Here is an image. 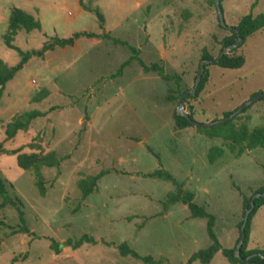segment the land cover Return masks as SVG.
Masks as SVG:
<instances>
[{
  "label": "rangeland",
  "instance_id": "rangeland-1",
  "mask_svg": "<svg viewBox=\"0 0 264 264\" xmlns=\"http://www.w3.org/2000/svg\"><path fill=\"white\" fill-rule=\"evenodd\" d=\"M84 1L103 12L109 35L137 48V56L146 64L157 62L180 80L175 83L155 72L145 73L135 59L118 73L132 52L127 45L101 38L84 40L73 48H56L42 58L32 57L5 84L0 97V140L3 123L16 110L46 111L33 120V128L41 130L49 148L63 160L57 167L42 168L49 188L41 195L33 173L20 169L15 155H0V177L23 201L24 222L35 233H13L19 223L15 209L0 208V264H143L100 243L83 244L77 256L69 247L58 254L49 249L48 237L63 241L83 233L115 244L126 241L142 255L153 256L161 250L168 262L184 264L187 251L201 243L191 245L182 237L192 234L208 239L206 220L190 216L181 203L162 202L173 190L170 182L137 174L159 168V163L194 193L196 203L214 214V230L227 246L228 228L235 220V238L238 236L242 194L249 197L264 185V148L237 155L220 138H208L194 125L178 129L174 123L177 96L191 91L202 54L215 57L221 39L230 33L219 26L215 4L208 0ZM220 3L227 26H234L247 13L264 12V0ZM70 17L75 29H97L93 13L90 18ZM42 33L20 30L12 43L21 50L39 48ZM234 49L245 59L240 68L207 64L208 79L202 91L184 98L185 110L197 122L222 118L264 92V29ZM0 58L12 65L19 57L0 42ZM37 94L42 98L34 101ZM255 102L238 120L249 128L264 123V99ZM51 107L55 108L49 110ZM212 145L222 146L224 153L209 163L206 153ZM101 170L108 172L97 180L96 190L82 199L76 180ZM131 216L135 217L128 219ZM251 239L255 248L264 249V205L251 218ZM212 264L229 263L217 254Z\"/></svg>",
  "mask_w": 264,
  "mask_h": 264
},
{
  "label": "trees",
  "instance_id": "trees-1",
  "mask_svg": "<svg viewBox=\"0 0 264 264\" xmlns=\"http://www.w3.org/2000/svg\"><path fill=\"white\" fill-rule=\"evenodd\" d=\"M78 1L82 9L95 15L99 28L103 29L104 16L99 7L97 5L91 6L90 2L86 3L84 0ZM208 2L211 4H215L214 0H208ZM254 4L255 2L252 3V6H254ZM183 18L186 19V15H183ZM219 26L228 28L226 26L220 25V23ZM233 27H235L237 31L235 32L228 28L230 30V33L228 35H225L221 39L219 52L223 47L234 43L238 35L243 39V41H245L247 37L254 34L256 31L264 29V12L256 15L247 13L241 16V18ZM40 29V22L33 15L25 12L18 7L11 8L10 14L8 16L7 28L5 33L3 34V42L6 47L11 48L17 52L19 59L13 65H8L2 59H0V97L5 84L10 81L19 70L23 68L24 64L31 57L36 56L42 58L47 51H50L55 47L73 45L75 40L80 37L109 38L113 43L127 45L131 50L132 55L121 63L117 71L118 73L122 71L124 66L129 64L130 60L135 59L145 73L155 72L161 79L167 81L171 80L175 83H178L180 80L179 75L165 72L163 66L157 62L146 64L140 57L137 56V48L132 45H128L125 41L116 37H112L107 33H97L90 30H78L67 37H60L58 35L49 36L43 34L45 39L42 42L41 46L37 49L30 50H21L18 46L12 43L14 36L18 33V31L24 30L25 32H30L32 30ZM234 51L235 49L227 54L222 55L214 64L222 68H240L244 64V56L241 53H234ZM213 57L214 56H212L208 52H204L201 56V59L210 60ZM206 65L201 80L195 89L194 96H197L202 91L204 85L207 82L208 71L206 69ZM180 94H178V98ZM41 98L42 97L37 94L33 97V100L39 101L41 100ZM255 103V101L250 103L246 108H244L238 114H235L229 120L211 124L205 127H196V130L204 134L208 138H220L223 144H225L231 152H235L237 155L242 154L243 152H247L248 150L255 147L264 148V123L249 128L245 121L240 123L238 122V120L242 118V114L245 112V110L250 106H254ZM54 108L55 107H51L49 110H53ZM235 109L225 112L223 117L228 116ZM46 113V111H41L39 109L16 110L3 123V137L0 140V155H15L17 166L22 170L31 171L33 173L34 184L41 195H44L49 188L47 180L42 173V168L57 167L63 160V157L58 156L54 150L49 148L48 144L44 141L41 130H36L33 128V120L46 115ZM188 114L190 118L194 120L192 112H188ZM245 118L248 120L250 117L246 116ZM174 123L178 129L193 125L188 121L187 118L177 115L176 112H174ZM19 136H21L23 140H18ZM147 150L155 155L150 148H147ZM223 153L224 149L222 148V146H210L206 153L207 162L214 163L223 155ZM107 172L108 170H101L95 174H89L76 180V187L79 190L82 199H85L96 190L97 180ZM137 174L142 177L160 178L162 180L170 182L173 185V190L166 194V198L162 202L168 205L177 202L182 203L187 206L190 216L205 218L206 232L210 239V244L205 248L194 251L188 257L184 264H191L193 261H198L203 264L209 263L214 254L218 251H220V253L227 259V261L232 264H264V249L247 248L250 221L256 210L264 205V196H260L254 199V207L250 211L248 220L246 222V236L240 247L241 257L245 258L247 256H250V258L248 260H239L234 255V248L239 238V228L243 219L244 209L245 207H249V200L253 194L264 191V185L257 187L254 190L253 194L249 197H246L242 194L243 211L242 219L237 225L238 236L236 237L233 246L224 247L218 240L217 234L214 230V226L216 223L214 214L208 212L203 205L196 203L194 201V193L191 190L183 188L182 182L177 181V179L168 170H166L161 163H159V168H155L149 172H138ZM12 188L13 186L9 182H7L6 179L0 177V208L11 206L15 209L19 223L17 224V227L12 230L13 233L23 232L35 236V233L29 231L26 223L24 222L23 201L19 198L18 195L13 192ZM133 217H128V219H131ZM48 240L49 249L54 253H59L60 250L65 246L75 249L84 243H101L106 246H114L119 255L129 256L133 259L141 261L143 264H169L167 259H165L164 257L154 258L150 254L142 255L138 253L136 250L130 247V245L126 241H121L120 243L115 244L114 242L105 240L103 238L96 239L90 233H83L82 235L74 239L66 238L63 241H57L52 237H48Z\"/></svg>",
  "mask_w": 264,
  "mask_h": 264
},
{
  "label": "crops",
  "instance_id": "crops-1",
  "mask_svg": "<svg viewBox=\"0 0 264 264\" xmlns=\"http://www.w3.org/2000/svg\"><path fill=\"white\" fill-rule=\"evenodd\" d=\"M114 1L116 2V0H114ZM70 3H72L73 6L75 7L74 12H72V10H69V9H71V8H69V6H71ZM43 5H44L45 8H43ZM76 6H77V8H76ZM12 7H18L20 9L24 10L25 12L30 13L36 19H38L39 22H40V25H41V29L40 30H43L42 35L46 34V35H49V36L58 35L60 37H67V36L71 35L73 32L78 31V30H90V31H94V32H97V33H107L106 32V24H105V16H104V14H103V16H104V27H103V29H100L98 25H97V29H94V30L85 29V28L75 29V23L71 20L72 17H70V16L75 14L76 16H79V17L83 16L85 18L86 17L90 18V13H91V12H88V11L82 9V7L80 6L78 0H0V42H2V43H3V41H2L3 40V34L5 33L6 28H7L8 16L10 14V10H11ZM65 10L67 11V13L65 12ZM45 21H46V24H49V29L48 30L45 28V25H46ZM37 31H39V30H37ZM44 39H45V37H44ZM96 39H101V38L80 37V38L75 40L73 45L64 46V47L73 48L78 43L83 42L84 40H96ZM64 47H55L54 49H56V48H61L62 49ZM32 49H37V48H32ZM54 49H52L50 51H53ZM47 52H49V51H47ZM33 57L35 58L36 56H33ZM31 58L28 61H30ZM36 58H39V57H36ZM28 61L24 64V66L28 64ZM177 203H179V202H177ZM181 208L183 210H185V208H187V206L183 204ZM188 214H190V213H188ZM235 222H236V220L234 222L230 223V226L228 228V230H231V231H230V234H228V239L226 241L227 242L226 243L227 246H224L220 242L222 244V246H224V247H231V246H233V244L235 242V239H236L235 238V231L236 230H234L235 226L233 224ZM231 224H233V225H231ZM205 230H206V227H205ZM221 233L222 232L220 231V235L222 236ZM206 234H207V232H206ZM207 237H208V235H207ZM217 237H218V235H217ZM182 238L185 239V241H187L191 245H196L197 243H201V245L199 244L198 246H192V248H190L187 251V253L184 255V257H186V260L188 259V257L194 251L198 250L200 247L203 248V247H206V246H208L210 244L209 237H208V239L206 237L199 238V237H197L195 235L188 234V237L184 236ZM98 239H101V238H98ZM218 240H219V238H218ZM248 240H249V238H248ZM86 244H88V243H86ZM253 244H254L253 239L249 240L247 242V248L248 249L255 248L254 247L255 244L254 245ZM82 245L77 247V248H75V249H72L71 247H69L71 251H76L75 253H73V255L77 256V250L82 249ZM65 247H68V246H65ZM85 250H87V249H85ZM55 254H58V253H55ZM217 254H220L227 261V259L220 253V251H218V252H216L214 254V256L211 259V261L209 263H205V264H212V262L214 261V258H215V256ZM165 255H166V252L158 250L157 253L153 254V257L154 258H159V257L163 256V257L167 258V256H165ZM195 262H198V261H193L191 264H194ZM227 262L229 264H232L229 261H227ZM162 264H166V263H162ZM169 264H172V262L169 261Z\"/></svg>",
  "mask_w": 264,
  "mask_h": 264
},
{
  "label": "water",
  "instance_id": "water-1",
  "mask_svg": "<svg viewBox=\"0 0 264 264\" xmlns=\"http://www.w3.org/2000/svg\"><path fill=\"white\" fill-rule=\"evenodd\" d=\"M214 2H215V7H216L217 16H218V20H219L220 25L226 26L229 29H231L232 31L236 32L237 30H236L235 27L226 25V23L224 21V18H223V13H222V7H221L220 0H214ZM242 41H243V39L238 35L236 37V40H235L234 43H232L231 45L223 47L221 49V51L215 57H213L210 60H201L199 62V66H198V69H197L196 77H195V80H194V85H193L191 91L190 92H184V93L180 94V96H179L178 105H177V108H176V114L177 115H180V116H183V117L187 118L188 121L191 122L196 127H205V126H208V125H211V124H215V123H219V122L231 119L235 114H238L239 112H241L250 103H252L253 101L259 99L260 97H264V92L256 94V95L252 96L251 98L245 100L239 107H237L228 116L222 117V118H219V119H214V120L206 122V123L197 122L196 120L191 119L189 114H188V112L184 108V105H183L184 98L186 96H188V95H194L195 94V89H196L198 83L201 80L202 74H203L204 69H205V65L209 64V63L217 62V60L222 55L227 54L230 51H232ZM260 196H264V191L253 194L252 197L249 200V207H245V209H244L243 219H242V222H241L240 228H239V238H238V241H237L236 246L234 248V255L239 260H243V259L244 260H248L250 258V256H247L245 258L241 257V255H240V247H241V245H242V243H243V241L245 239V236H246V231H245L246 222L248 220V216H249L250 211L254 207V199L257 198V197H260Z\"/></svg>",
  "mask_w": 264,
  "mask_h": 264
}]
</instances>
